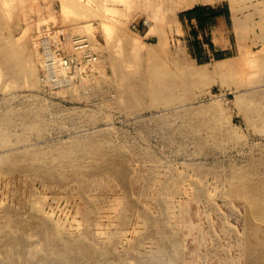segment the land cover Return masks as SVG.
I'll return each mask as SVG.
<instances>
[{
    "label": "rangeland",
    "instance_id": "rangeland-1",
    "mask_svg": "<svg viewBox=\"0 0 264 264\" xmlns=\"http://www.w3.org/2000/svg\"><path fill=\"white\" fill-rule=\"evenodd\" d=\"M160 1L0 0V264H264V0Z\"/></svg>",
    "mask_w": 264,
    "mask_h": 264
},
{
    "label": "bare ground",
    "instance_id": "bare-ground-1",
    "mask_svg": "<svg viewBox=\"0 0 264 264\" xmlns=\"http://www.w3.org/2000/svg\"><path fill=\"white\" fill-rule=\"evenodd\" d=\"M164 1V0H162ZM160 1V2H162ZM181 1H184L186 4L184 5L185 7H190L192 6L193 4L197 3V2H202V3H212L214 2L215 0H181ZM196 72H198V74L201 76L202 75V71H197L196 69H190V73L191 74H195ZM173 80L171 79H166V78H163L162 80H159L156 78V80H154L152 82V84L155 86L153 87L154 88V91L152 92V95L156 94V93H161V94H164L163 97H167L171 94L174 86L172 84ZM176 81V80H175ZM184 81V80H183ZM187 84V83H186ZM178 86V85H177ZM144 88V86H142ZM142 90V89H141ZM165 90H167L168 92L167 93H164ZM167 124V123H166ZM164 130H165V127H164ZM168 130V129H167ZM169 131V130H168Z\"/></svg>",
    "mask_w": 264,
    "mask_h": 264
},
{
    "label": "trees",
    "instance_id": "trees-1",
    "mask_svg": "<svg viewBox=\"0 0 264 264\" xmlns=\"http://www.w3.org/2000/svg\"><path fill=\"white\" fill-rule=\"evenodd\" d=\"M199 18V17H198Z\"/></svg>",
    "mask_w": 264,
    "mask_h": 264
}]
</instances>
